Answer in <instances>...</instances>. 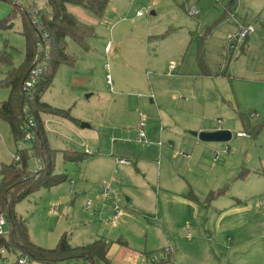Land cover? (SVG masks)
I'll use <instances>...</instances> for the list:
<instances>
[{"label":"rangeland","instance_id":"obj_1","mask_svg":"<svg viewBox=\"0 0 264 264\" xmlns=\"http://www.w3.org/2000/svg\"><path fill=\"white\" fill-rule=\"evenodd\" d=\"M30 3L32 0L26 1ZM193 10L195 15L191 14ZM69 11L92 26L95 35L87 39L89 50L68 42L76 64L61 66L42 97L49 105L69 111L80 124L58 117L45 118L49 144L58 152L55 173L66 175L68 180L59 186L41 188L16 205V212L28 224L32 243L54 249L64 234H68L73 247L107 240L113 242L108 254L111 264H130L128 261L136 257L137 264L162 260L165 264H264V197L243 200L244 207L234 210L211 207L213 201L209 199L189 204V186L184 189L183 199H175L170 190H159L156 184L160 173L163 183L174 177H188L196 183V177L187 174V161L173 158L162 165L165 160L155 156L151 158L154 165L150 161L140 166L134 157L141 152L136 147L141 144V124L146 123L142 119L145 110L137 101L156 105L150 102L155 96L150 92L145 96L151 84L157 96L162 95L164 85L179 100L169 112L177 129L162 122L160 115L156 137L146 136L147 143L158 147L173 142L160 132L170 130L179 138H192V125H201L202 120L209 123L212 119L217 122L230 118L238 125L242 114L253 126L264 121L263 0H110L102 17L76 6H70ZM138 12L144 16L139 17ZM21 16L13 2L0 0V20L12 21L11 27L0 29V50L11 53L13 67L26 58ZM242 25L254 28L247 43L236 37ZM172 64L173 75H184L180 82L169 78L154 81V74L169 77ZM202 66L211 77L203 75ZM8 69L0 65V82ZM108 76L111 84L107 83ZM194 77L204 97L197 106L191 86ZM125 78L130 79V85L123 82ZM226 90L233 103L237 97L242 107L235 104L238 109L229 111V100L223 102L219 96ZM9 93L0 85V104L8 100ZM121 93L127 95L125 103L117 99ZM82 123L90 127L81 128ZM229 131L235 141L237 133L245 130L241 124L239 130L233 127ZM31 145V137L15 143L9 125L0 119V184L1 164L11 163L17 150H29ZM69 150L90 156L81 164L66 162L63 152ZM173 153L180 158L183 154L192 157V151L176 143ZM118 158H129L132 166L116 165ZM38 166V159L30 153V171H36ZM241 172L245 170L240 165L236 176ZM106 185L111 187L108 198L103 195ZM222 189L228 193L231 184L215 191ZM89 200L93 204L86 210ZM116 205L119 217L114 219ZM17 256L7 255L6 261L13 264ZM0 264L4 261L0 260ZM61 264L105 263L81 259Z\"/></svg>","mask_w":264,"mask_h":264},{"label":"trees","instance_id":"obj_2","mask_svg":"<svg viewBox=\"0 0 264 264\" xmlns=\"http://www.w3.org/2000/svg\"><path fill=\"white\" fill-rule=\"evenodd\" d=\"M38 2L42 4L39 5ZM109 2L110 0H32L30 4L39 10L42 26L48 34L50 50L43 73L28 96L23 92V85L29 79L35 65L38 32L25 10L14 4L21 10L26 58L19 66L13 67L11 53L0 50V65L9 66L0 85L7 87L10 92L8 100L0 104V119L9 125L15 143L31 137L32 145L29 150H17L11 163L1 164L0 214L6 217L10 235L7 239L0 236V260L7 255L22 254L27 258L26 264H61L81 259L89 262L98 259L105 264H111L108 254L113 242L107 240L73 247L68 234H64L54 249L36 246L30 240L26 220L15 210L19 202L41 188L59 186L68 180L66 175L55 173L58 152L49 144L45 118L58 117L77 125L80 122L73 118L69 111L49 105L42 97L53 85L55 75L61 66L74 67L76 64L75 56L69 51L68 42L73 41L83 50H89L87 39L95 35V29L70 13L69 7H81L96 17H102ZM11 26V19L0 20V29H8ZM248 38L244 42L247 43ZM202 70L204 75H209L205 66H202ZM239 117L245 134L255 137L262 131L264 123L253 126L247 117L242 114H239ZM30 153L40 161V168L35 172L29 169ZM63 158L66 162L81 164L87 155L69 150L63 152ZM243 176L244 172H241L239 177ZM224 192V189L212 192L208 199L213 200ZM2 250L6 251L5 255L1 253ZM19 258L20 256H17V261L13 264H18ZM152 264H165V261Z\"/></svg>","mask_w":264,"mask_h":264},{"label":"crops","instance_id":"obj_3","mask_svg":"<svg viewBox=\"0 0 264 264\" xmlns=\"http://www.w3.org/2000/svg\"><path fill=\"white\" fill-rule=\"evenodd\" d=\"M143 16L144 14L139 17H143ZM107 48L108 46H106V51H110ZM169 69H170L169 77L167 75H162L161 73L154 74L155 77L154 81L169 78L170 80L180 82L181 79H183L184 77L183 74L173 75L174 74L173 70L175 69V67L174 68L170 67ZM204 76L211 77V73L209 72V75H204ZM123 82L128 83V85H130L131 81L130 79L125 78L123 79ZM196 83L197 80L196 77H194L191 82V86L193 89L192 92L196 96V99L194 97L193 98L195 99V103L197 106L198 104H200V102L203 103L204 97L201 93L198 92ZM161 90H162V95L157 96L158 93L156 94L155 87H153V84H151L149 90L145 92V96H147L149 92L150 94L155 96L154 101L152 99L150 101L152 104H156L154 106L148 105L147 102L143 103L142 101H137L142 105V107L145 110L146 116H144L143 118L141 114H139V116H141V118L144 121H146V123L143 124L144 122H142L141 124L140 132L138 136V139L141 142V144L138 143L136 147V148H141V152L136 153L134 157L137 159V162L140 166L141 165L144 166L143 164L150 162L151 158L152 157L154 158L155 156H159L163 160H165L164 162H162V165L163 163L170 162V160L173 158H175V160L183 159L187 161L184 162L186 166L185 169L186 170L188 169L187 174L191 177H196V183L194 180L193 181L189 180L188 177L175 178L174 176L173 179L169 181L165 180V182L163 183L164 177L160 173L156 181L158 189L163 190V188H166L167 190H170L171 192L170 194L173 198L177 199L178 197L180 198L182 197L183 199L185 197L184 189L185 187L189 186L190 187L189 194H191V197L190 196L188 197L189 198L188 203L190 204L192 200H196V201L198 200L204 202L205 200H208L212 192H216L215 190H217L218 188L219 189L222 187L227 188V186L231 184V189L229 190L228 193L224 192L222 195L214 198L212 200L213 202L211 203V205H209L211 207H215L217 209H223V210H229V209L234 210L236 207H244L243 200H247L249 198H258V196H260L257 199L259 200L260 198L264 197V126L262 128V131L255 137L239 136L238 135L239 133H244L239 131L236 135L237 140L235 141L232 140L233 139V135H232L231 138L232 141L230 140L229 142H203L197 136L194 135L192 138H186V137L179 138L177 132L174 131L168 130V131L160 132L161 136L167 138V140L173 141L174 144L175 143L178 144L179 146H181V148L192 151L191 158L185 154H183V158H180L178 157L179 156L178 154L173 153L174 152L173 142L172 143L170 142L169 144H167V146L163 145L158 147L157 145L151 144L149 142L147 143L146 141V136L149 137L150 139H153L157 135L156 132L157 131L156 126L158 125L157 116L162 115L163 117L161 116L162 119L160 117V120H162V122L165 121V123L169 124L170 127H172L173 129H177L178 126L174 118L171 115H169L170 110L172 109V107H174L173 105L177 106L179 103V100L177 98L178 95L176 93L171 92L167 88L164 89V85L161 87ZM227 90L226 92L224 91L222 94H220L219 92V96L222 98L223 102L224 100L225 101L229 100V106H230L228 107L229 111L232 110L233 108L238 109L239 107H242V104L239 102L237 97H235V102H236L235 104L238 108L234 106L235 104L233 103L231 94H229V91L227 92ZM124 96L127 95H125L124 93L118 95L117 99H119L118 101H120V103H125L126 99L124 98ZM131 113L136 115L134 110H132ZM193 115L196 118V109H194ZM252 117H257V115L253 114ZM238 122H239L238 124L239 126L236 124L237 122L236 123L231 122L230 118L224 121H222V119L221 120L219 119L217 122H215V119H212L211 122L209 123L207 122V120H202L201 125H197V123L195 122V124L192 125L195 126L192 130H194L197 133L212 132L216 130L229 131L233 127L239 130L242 124L240 118ZM262 123H264V121L257 122L256 125ZM144 130H146V133ZM142 132L144 134L143 137L140 135ZM240 139H242L243 142H241L242 140ZM146 152L148 153V156ZM86 155L87 157L90 156V154H86ZM118 159H122V158H118ZM124 159L131 161L129 158H124ZM38 162H39V166H38L39 169L40 161L38 160ZM151 162L154 165L153 160ZM116 165H120L121 167L124 168L126 167L129 168L132 166V163L130 165L119 164L116 159ZM240 165H241V169L245 170L243 177L236 176L237 171L240 168ZM166 175L165 177H167ZM194 192H196V194ZM220 197L221 198L224 197V199H228V200H224L223 202H221ZM261 203L264 206V201ZM131 256L132 258H134V255ZM136 259L137 257L135 259L129 260L128 262H130V264H137Z\"/></svg>","mask_w":264,"mask_h":264},{"label":"built area","instance_id":"obj_4","mask_svg":"<svg viewBox=\"0 0 264 264\" xmlns=\"http://www.w3.org/2000/svg\"><path fill=\"white\" fill-rule=\"evenodd\" d=\"M13 2V4L21 7V9L25 10L27 15L29 16L33 26L36 28L38 32V51L37 55L35 57V65L34 68L32 69L30 73L29 79L25 82L23 85V92L28 96L31 93V89L34 87L35 83L39 80L40 76L43 73V70L46 66L45 60L49 54L50 50V42L48 38L47 32L44 30L40 17H39V10L32 4H26L27 0H8ZM192 15L196 14V10H193ZM139 16H142L143 13L139 12ZM254 33V28L252 26H244L242 25L240 27V30L238 34L236 35L238 40H245L247 37H250ZM110 50V47L107 48ZM171 68H174L175 66L172 64L170 66ZM108 84H111V79L108 76ZM142 137L144 136L143 132L140 134ZM239 136H248V134L245 133H239ZM18 159V158H17ZM117 162L119 164H125V165H130L131 161L127 159H117ZM111 194V187L110 185H106L103 187V195L105 198H108ZM93 202L92 201H87L85 203V209H90L92 206ZM112 205H115L114 203ZM115 210V216L114 219H117L119 217L118 213V208L117 205L114 207ZM10 235V226L6 220V217L3 214H0V236L3 238H8ZM1 253L3 255L6 254L5 250H2ZM20 258L18 260V264H26L27 263V258L22 254H19ZM4 261V264H8L6 261V258L2 259Z\"/></svg>","mask_w":264,"mask_h":264},{"label":"water","instance_id":"obj_5","mask_svg":"<svg viewBox=\"0 0 264 264\" xmlns=\"http://www.w3.org/2000/svg\"><path fill=\"white\" fill-rule=\"evenodd\" d=\"M88 124L82 123L81 128H89ZM203 142H229L232 138V133L228 130H216L212 132L193 133Z\"/></svg>","mask_w":264,"mask_h":264}]
</instances>
